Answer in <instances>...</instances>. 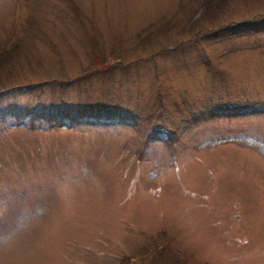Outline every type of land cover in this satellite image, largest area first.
<instances>
[{
    "label": "rangeland",
    "instance_id": "1",
    "mask_svg": "<svg viewBox=\"0 0 264 264\" xmlns=\"http://www.w3.org/2000/svg\"><path fill=\"white\" fill-rule=\"evenodd\" d=\"M73 1L0 0V264H264V0Z\"/></svg>",
    "mask_w": 264,
    "mask_h": 264
},
{
    "label": "trees",
    "instance_id": "2",
    "mask_svg": "<svg viewBox=\"0 0 264 264\" xmlns=\"http://www.w3.org/2000/svg\"><path fill=\"white\" fill-rule=\"evenodd\" d=\"M65 1L68 2V6L71 9V12H72L73 17L75 19H78L77 16H79V14H80V9H79L78 4L76 2H74L73 0H65ZM201 6L204 7L206 10H208L207 12L209 13V11H210L209 4L206 5V3L204 1H202L201 2ZM87 40H92V39L91 38H88ZM92 65H94V64H92ZM98 65H96L97 67H95V68H92L91 67V71H89V72H86L85 70L82 69V73H79V75H77L78 76L77 79H80L81 80V79H83V77H87L88 75L92 74L93 72H95V73H104L106 71L109 72L112 69H114V67H115L114 65H112L110 67L108 66L106 68H103L101 66V63H98ZM113 113L114 112H110V114H108V113H102L101 115L100 114H98V115H92L91 114V115H88L86 117L80 116V119H81V122L101 124V119L102 118H99V115L101 117H103L104 119L114 120ZM43 114L44 115L42 116V118L45 119V121L46 120H50V119H55V122L57 123V125H61L62 124V123H59V121L61 119V112L60 111H56L55 114H54V112H45ZM84 118H86V120ZM149 118L150 117H148L147 118L148 120H146V121H149ZM119 263H121V264H132V261L126 262L125 260L119 259Z\"/></svg>",
    "mask_w": 264,
    "mask_h": 264
}]
</instances>
